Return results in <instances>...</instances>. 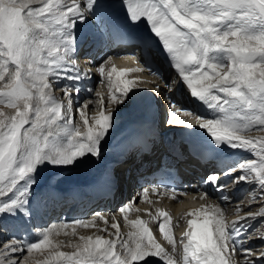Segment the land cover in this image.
I'll list each match as a JSON object with an SVG mask.
<instances>
[{
	"label": "snow or ice",
	"instance_id": "snow-or-ice-1",
	"mask_svg": "<svg viewBox=\"0 0 264 264\" xmlns=\"http://www.w3.org/2000/svg\"><path fill=\"white\" fill-rule=\"evenodd\" d=\"M119 3L125 10L126 25H145V45L149 39L156 42L177 74L173 83L179 81L181 88L186 85L190 97L204 108L198 111L173 103L175 111L171 115L183 112L194 117L196 126L210 134L209 142L217 151L249 153L252 158L237 162L223 174L234 185L253 184V199L257 193L264 199V136L249 135L253 130L264 131V0ZM113 7L106 0H0V231L5 230V217L26 210L40 168L67 167L89 156L100 157L103 142L115 124L116 107L108 108L106 104L118 107L134 103L131 94L136 81L123 77L142 69L117 72L113 66L108 73V97L89 88L87 91L95 92L99 99L74 106L81 92L78 81L85 78L77 64V51L81 43L92 39L88 33L78 32V25L90 18L107 24ZM110 61L111 57L105 63ZM104 72L101 64V82ZM114 72L120 78L116 82L111 79ZM57 90L67 99L66 104L55 95ZM89 105H98L91 123ZM186 123L180 121L181 125ZM204 182L217 191L226 187L219 173L208 175ZM159 187L151 191L155 193ZM148 192V188L143 189L145 198ZM205 196L207 193L201 199ZM221 199L227 197L221 195ZM131 207L129 202L117 210L127 224L137 229L127 238L122 237L115 214L110 227L116 231L112 233L108 232V218L97 212L90 219L44 228L30 241L10 237L0 243V264H178L173 255L177 241L172 217L158 210L163 218L159 232L171 245L169 252L145 221L140 217L128 219ZM187 215L196 218L187 221L179 241L183 249L179 264H232L235 256H242L243 264H264V248L254 251L237 241L243 225L257 213L249 210L243 217L237 215L231 224L220 205L202 206ZM259 215L264 216V208ZM97 221H103L106 227L100 231L108 232L111 238L80 235L79 243L53 239L61 233L78 235V228L97 227ZM62 246L73 250L62 251Z\"/></svg>",
	"mask_w": 264,
	"mask_h": 264
},
{
	"label": "bare ground",
	"instance_id": "bare-ground-1",
	"mask_svg": "<svg viewBox=\"0 0 264 264\" xmlns=\"http://www.w3.org/2000/svg\"><path fill=\"white\" fill-rule=\"evenodd\" d=\"M115 0H106V3H111ZM100 20L90 18L87 23L78 25V32L80 33H88L92 39L90 41L92 42V45L89 46L87 49L90 52H94L95 45L99 43H103L106 39L104 34L100 31ZM106 42L103 43L99 48L101 52L107 51ZM88 57H91V59H96L99 57V55H90ZM134 57V58H133ZM135 60H138L136 56H129V57H123V56H117V58L114 59L113 63L111 64V67L106 71V74L103 78V82L101 83L99 87L100 93L103 94L105 98L108 97L109 94V80H108V73L112 71L113 66L117 69V72L121 69L125 68H134L132 67L134 65ZM78 66H84L86 71L93 75V81L98 82L101 80V75L99 73V69L93 68V66L90 64V61L87 60V63H84L83 61H77ZM137 68V67H136ZM140 69V68H139ZM99 74L100 76H97ZM172 72L170 70H165V76L164 78H157V77H149L144 74H142L140 71L138 72H132L126 74L123 79H129V80H135L136 85L133 90L132 99L134 103L124 106H114V105H107L106 107L112 108L116 107V111L114 112L115 117V124L113 129L110 130L109 135L106 137L105 142H103L102 146V152L101 155L103 159L106 161V164L109 163V159L113 154L118 153L119 151L123 150L126 143L124 142L126 139L130 137V133H140L142 132L149 124L152 123V119L155 116L156 112L162 116L165 117L167 114H171V110L173 107L171 106L172 102L180 101L182 105H185L187 108H195L198 111H204V108L195 101V98L190 97V90L187 89L186 85L181 88L180 82L177 81L176 83H173V80L176 77H170ZM88 74L86 73L85 77L87 78ZM170 78V79H169ZM113 82L118 81L120 79L117 76V73H112L111 77ZM169 79V80H168ZM168 81L170 84H167ZM67 83L66 81H61V84ZM89 86L87 83L83 84L81 83V87L89 89ZM158 86V87H157ZM115 88H113V92H115ZM187 93V95H185ZM92 100H98L99 98L95 96L94 93H92ZM55 95L64 100V103H67V99L64 98V95L61 91L57 90L55 91ZM74 99V104H75ZM86 102V100H84ZM98 109V105H90L88 109V115H89V122L91 123L92 116L96 114L93 109ZM157 110V111H156ZM187 125L192 124L194 125L193 128H188L187 126V132H180L175 133V139L178 144H181L184 141H187L188 139H191V137H195L197 142H204V141H210V134H207L206 130L200 129L198 126H196V121L194 117L187 116ZM77 122H79V117L77 115L76 117ZM83 130V129H82ZM190 135V136H189ZM249 135L252 137H261L264 136V131H256L253 130L249 132ZM214 147V146H213ZM215 148V147H214ZM216 150V148H215ZM221 153H227L231 152L234 157H244V158H252V156L249 153L242 152V151H232L230 149H225L224 151H218ZM96 157H87L84 162L82 163H76L72 166L67 167H53L56 171L53 173L49 172L48 166H44L40 168L41 170L44 169L47 173L45 182L41 185L35 184L32 187L29 200L30 203L27 206L26 210L17 214L15 217H5L3 219V225L4 229L3 231H0V243L1 239L6 240L12 236H15L16 238L20 240L30 241L29 239H22L21 235L22 232L19 231L18 227L23 224L25 221H29L30 226L33 228V234L31 236V239H34L38 233L43 230L44 228H47V223L49 219L50 214V208H49V200L52 203L57 199V196H61V194L65 193L66 191H74V192H80L83 187L87 185H92L94 183H99L102 181V179L106 175V171H94V168L91 167L93 165L94 160H96ZM232 163H235L234 160H230ZM50 166V165H49ZM91 167V168H90ZM86 170L84 173L82 171ZM36 181H38V176L36 175ZM255 186L250 183H243L234 185L231 182L226 184V187L223 190L222 193H217L214 196V200L212 202L204 203L200 202L197 205H188L186 208L178 207L176 209L170 210V215L173 217V223L171 225L173 230L174 238L177 241V252L173 255L175 256L176 260L179 262L182 261V245L179 243V241L182 238L183 232L187 229V221L189 219L196 218L194 216H189L187 213L194 212L196 209L201 208L202 206L207 208L208 206L212 205H220L222 209L225 211V219L226 221L231 224L233 221L237 219V215L244 216L245 213H247L249 210H251L254 213H259L262 208H264V200L261 201V198H259V194L257 193V198L253 199L252 189ZM86 188V187H85ZM240 189V190H239ZM221 195L224 197H227L226 200L221 199ZM248 195V198L244 199V197ZM258 206L257 208H255ZM139 208V211L134 212L131 210L128 212V219L129 220H135L137 217H140L141 220L145 221L146 224L149 226L155 222L154 213H152V210L154 208V204H151L148 206L147 204L142 203L141 206H137ZM101 208V206L99 207ZM91 217H88L86 219H90ZM83 219V218H78ZM116 221L119 222L120 232L122 234L123 238H127V235L129 232L137 231V229L128 228L127 226H122V222L124 220V216L122 213H119V216H117ZM200 220H203V217L199 218ZM109 225L108 232L115 233L116 229H113L110 227V224L114 221L112 219L108 218ZM264 221V216H259V218H250L248 219L247 223L243 225L241 229V235L237 237V241L243 242L244 247H250L254 251L259 250L261 248H264V231L260 233H254L255 228L257 227V223H261ZM263 225V224H262ZM106 227L103 223V221H97V227H89V228H78L77 233L78 235L76 237H73L64 240L65 243L68 241H71L72 243H79V236H95V235H103L106 238L108 237V232H102L100 229ZM132 227V226H131ZM148 227V226H147ZM129 229V230H128ZM259 229V228H258ZM67 231L71 232V229H68ZM155 239L161 243L167 250L171 245L167 243V241H163L160 238V234L158 232H154ZM73 236L68 235L65 236L63 233H61L58 236H54L53 239L56 242H60L66 237ZM250 237V238H249ZM245 239V240H244ZM247 242V243H245ZM62 251H72L73 249L70 247H61ZM170 251V250H169ZM37 258L39 257V253H36ZM239 259H235L238 258ZM151 259L154 262H158L159 258H146ZM237 260V261H236ZM235 264H243V257L242 256H235L233 258V261ZM134 264H143V262H134ZM159 264H163V262H159ZM234 264V263H233Z\"/></svg>",
	"mask_w": 264,
	"mask_h": 264
},
{
	"label": "rangeland",
	"instance_id": "rangeland-1",
	"mask_svg": "<svg viewBox=\"0 0 264 264\" xmlns=\"http://www.w3.org/2000/svg\"><path fill=\"white\" fill-rule=\"evenodd\" d=\"M260 132H262V131H260ZM48 169H49V172L50 173H53L54 171H56V169L55 168H52V166H48L47 167ZM46 175H47V173H46V171L44 170V169H40L39 171H38V173H37V176H38V181H37V185H41L42 183H44L45 182V179H46ZM41 179H44L43 181L41 180ZM40 182V183H39ZM246 198H248V195H246L245 197H244V199H246ZM264 199H261V201H263ZM258 206H256L255 208H257ZM259 216H261V215H259V213H257V215L255 216V218H259ZM262 217V216H261ZM263 224V225H262ZM259 228V229H258ZM257 230H259L260 232H263L264 231V221H262L261 223H257V227L255 228V230H254V233H260L259 231H257ZM77 235H73V236H69V237H66L65 239H63L62 241H64V240H68V239H70V238H72L73 239V237H76ZM10 238H8V239H6V240H9ZM6 240H2L1 239V243L3 242V241H6ZM235 259H239V257L238 258H235ZM236 260V261H237ZM235 264V262H232V264Z\"/></svg>",
	"mask_w": 264,
	"mask_h": 264
}]
</instances>
